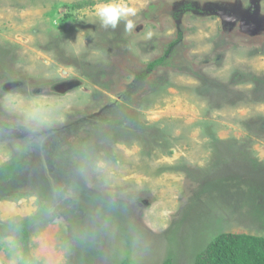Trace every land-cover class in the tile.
<instances>
[{
	"label": "rangeland",
	"instance_id": "rangeland-1",
	"mask_svg": "<svg viewBox=\"0 0 264 264\" xmlns=\"http://www.w3.org/2000/svg\"><path fill=\"white\" fill-rule=\"evenodd\" d=\"M174 1L122 0L126 31L100 0H0V264H193L221 233L264 235V0L215 5L225 24L187 0L201 16L145 76L174 31L150 11Z\"/></svg>",
	"mask_w": 264,
	"mask_h": 264
},
{
	"label": "flooded vegetation",
	"instance_id": "flooded-vegetation-1",
	"mask_svg": "<svg viewBox=\"0 0 264 264\" xmlns=\"http://www.w3.org/2000/svg\"><path fill=\"white\" fill-rule=\"evenodd\" d=\"M258 1L259 0H250L251 3H256ZM186 2H187V0H176V1L172 2L170 5V9L172 11V14H168L165 12L164 15H158L155 12V10L157 7L161 8V5L155 6L150 11L151 20H153V22L161 21L162 20L161 16H163L167 19H170L173 22L174 31L172 33H170L167 37L162 39V41L161 40H160V42L157 41L158 45L160 46L161 55L156 56L153 59H151L149 62H147L146 68H145V74H144L145 76H147L151 72H154L157 69H163V68L167 67V65L170 63L169 60H174L173 59L174 53L180 52L182 50V44H183V41L185 39V33H186V30H185L186 27L181 26V20L183 19V17H186V16L194 17V15L201 16L200 12H196L194 10L193 6L190 4H186ZM221 2L224 3L225 5L230 3L229 0H215V1L214 0H207V1H202L199 3L202 4L201 5L202 9H205L206 12L209 11L210 13H212V15H215V14L221 15L222 9L218 10V8H216V6ZM197 5H198V3L196 4V6ZM174 8H176V9H174ZM218 34H219V31H218ZM255 34L256 33H254V35ZM155 42H156V40H155ZM246 84H250L252 87V85L254 83L246 82ZM262 85H263V83H261V84L255 83L254 84V86H259V87L261 86V89H262ZM259 87L253 88V89L250 88L251 89L250 90V96L252 97V95H253L254 99H256L255 97L258 96V94L261 91V89H259ZM66 88L67 87H64V85H63V87L61 86L60 88H57L56 90H59L58 92H61V91L65 90ZM110 92L111 93H110V96H108V99L113 100V102L110 101V103H116V105H122V106L125 105L126 106L128 96H129L127 89H123L122 91H117L114 93H112V91H110ZM113 106H114V104H111L109 107L112 108ZM105 107H106L105 110L108 111L109 108H107V106H105ZM110 116L111 115H106V117H110ZM101 117H102V115H98V118H101ZM118 121H119V119L116 120L115 122H118ZM79 122L80 121H75V122H73V124H71L67 128L73 127L75 125L78 126Z\"/></svg>",
	"mask_w": 264,
	"mask_h": 264
},
{
	"label": "trees",
	"instance_id": "trees-1",
	"mask_svg": "<svg viewBox=\"0 0 264 264\" xmlns=\"http://www.w3.org/2000/svg\"><path fill=\"white\" fill-rule=\"evenodd\" d=\"M119 264L134 263L126 257ZM193 264H264V235L221 233L196 256Z\"/></svg>",
	"mask_w": 264,
	"mask_h": 264
},
{
	"label": "clouds",
	"instance_id": "clouds-1",
	"mask_svg": "<svg viewBox=\"0 0 264 264\" xmlns=\"http://www.w3.org/2000/svg\"><path fill=\"white\" fill-rule=\"evenodd\" d=\"M94 15L100 26L107 30H115L123 22L126 31L134 29L135 24L130 17L136 15V9L123 3L122 0H100L94 6ZM152 32H148L146 38H151Z\"/></svg>",
	"mask_w": 264,
	"mask_h": 264
},
{
	"label": "water",
	"instance_id": "water-1",
	"mask_svg": "<svg viewBox=\"0 0 264 264\" xmlns=\"http://www.w3.org/2000/svg\"><path fill=\"white\" fill-rule=\"evenodd\" d=\"M248 11L249 10H237L233 12V20H234L233 24L236 23L237 24L236 27L248 30V27H250L251 25H254L253 23L254 21L251 17V13ZM218 17H220V19L223 18V16L221 15H218ZM225 23H228V20L225 19L224 21V18H223L222 24H225ZM224 32H226V30H224Z\"/></svg>",
	"mask_w": 264,
	"mask_h": 264
},
{
	"label": "bare ground",
	"instance_id": "bare-ground-1",
	"mask_svg": "<svg viewBox=\"0 0 264 264\" xmlns=\"http://www.w3.org/2000/svg\"><path fill=\"white\" fill-rule=\"evenodd\" d=\"M228 18H230V17H228ZM232 18V17H231ZM226 20H228V19H226ZM256 28V27H255ZM255 33V32H254ZM251 36V35H250ZM253 36V35H252Z\"/></svg>",
	"mask_w": 264,
	"mask_h": 264
}]
</instances>
